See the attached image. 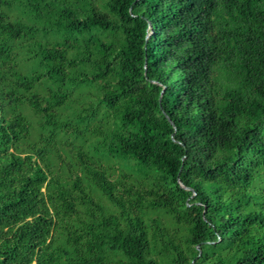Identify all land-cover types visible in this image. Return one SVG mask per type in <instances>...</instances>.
<instances>
[{
    "label": "trees",
    "instance_id": "16d2710c",
    "mask_svg": "<svg viewBox=\"0 0 264 264\" xmlns=\"http://www.w3.org/2000/svg\"><path fill=\"white\" fill-rule=\"evenodd\" d=\"M0 264H264V0H0Z\"/></svg>",
    "mask_w": 264,
    "mask_h": 264
},
{
    "label": "water",
    "instance_id": "95a60500",
    "mask_svg": "<svg viewBox=\"0 0 264 264\" xmlns=\"http://www.w3.org/2000/svg\"><path fill=\"white\" fill-rule=\"evenodd\" d=\"M149 32H150V31H149ZM149 32H148V33H149ZM182 186H183V185H182ZM186 188H187V187H186ZM188 189H189V188H188Z\"/></svg>",
    "mask_w": 264,
    "mask_h": 264
}]
</instances>
